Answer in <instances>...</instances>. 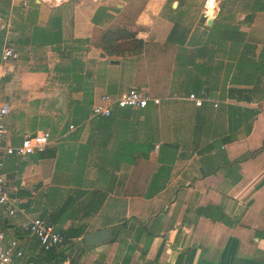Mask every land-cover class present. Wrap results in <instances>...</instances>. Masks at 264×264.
<instances>
[{"label":"crops","instance_id":"obj_1","mask_svg":"<svg viewBox=\"0 0 264 264\" xmlns=\"http://www.w3.org/2000/svg\"><path fill=\"white\" fill-rule=\"evenodd\" d=\"M124 44L133 54L102 49ZM6 47L5 145L50 133L44 151L3 157L16 212L0 209V227L23 264H54L26 229L37 218L73 241L62 264H264V0H0V62ZM132 87L159 103L115 108L108 149L121 127L151 149L102 166L115 184L99 199L102 152L72 110ZM101 229L107 243H82Z\"/></svg>","mask_w":264,"mask_h":264},{"label":"built area","instance_id":"obj_2","mask_svg":"<svg viewBox=\"0 0 264 264\" xmlns=\"http://www.w3.org/2000/svg\"><path fill=\"white\" fill-rule=\"evenodd\" d=\"M17 58L18 55L10 48L6 47L3 49L0 62V78L2 77L3 63L17 60ZM190 98L194 99V96L190 95ZM149 102L158 104L159 100L151 98L144 89L132 87L118 98H113L108 95L101 96L92 105L90 118L110 117L115 108L143 109L147 107ZM195 103L201 105L200 100H195ZM9 112V106L6 103H2L0 105V209L12 216L16 211L4 187L5 179L2 174L3 157L4 155L24 156L34 152L44 151L49 143L50 133L45 131L35 135H28L23 138L18 146L5 145L4 140L7 130L4 125V118ZM72 128L73 126L71 125L70 129ZM26 229L37 239L40 248L44 251L59 248L65 240L62 232L55 230L52 225L38 218L28 222ZM5 237V233L0 227V264H23L24 252L19 247L18 240L11 238L6 242Z\"/></svg>","mask_w":264,"mask_h":264},{"label":"trees","instance_id":"obj_3","mask_svg":"<svg viewBox=\"0 0 264 264\" xmlns=\"http://www.w3.org/2000/svg\"><path fill=\"white\" fill-rule=\"evenodd\" d=\"M141 43L135 42L134 47H138L136 49V52L140 51L142 46H140ZM128 45L124 44L121 46H104L102 49L110 56H126L133 54L134 49L127 48ZM260 72V66H257L253 70V76H256L253 78V84H257L259 82L258 80V73ZM91 103L90 99H84L82 102L76 103L73 110H72V121L74 123H80L85 122L86 120H90V124L92 125V148H96L94 151L96 152H102L101 156H98V158L93 160L94 166H96L99 169V173L97 174L96 178L93 180V182L90 183L91 187L93 188L92 194L95 197L96 193L101 194L99 196V199L104 197L106 194L100 193L101 190L105 188L107 191H110L113 187L114 178L111 175H108L106 171H103L101 167H110L112 171H115L118 169L122 164L124 165H133L135 163V160L137 157H142L143 159L147 158V154L151 149V145L147 143H136L133 141H130L128 136V131L121 127L120 132L118 134L119 142H114L111 149H108V145L111 142V138L116 135V130H114V117L113 113L110 117L103 118H90L91 113ZM254 116V113H253ZM115 141V139H114ZM88 144L87 147L84 145L82 146L81 150L79 151L82 155L80 156V163L81 166H83L85 159V152L88 151ZM95 158V157H94ZM148 197V196H147ZM97 198V197H96ZM99 201V200H98ZM97 208V207H96ZM96 208H92L93 212H95ZM65 240L63 244L57 249L53 248L48 251H44L42 248V251H44V255H42L43 261H52L54 264H62L64 260L66 259L64 252L67 249L66 246L73 243L71 239H69L68 235H64ZM38 257V256H37ZM35 262V264H38L35 259L32 260Z\"/></svg>","mask_w":264,"mask_h":264},{"label":"water","instance_id":"obj_4","mask_svg":"<svg viewBox=\"0 0 264 264\" xmlns=\"http://www.w3.org/2000/svg\"><path fill=\"white\" fill-rule=\"evenodd\" d=\"M201 21L202 22L205 21L204 16L201 17ZM209 22L210 21H207V23ZM109 235H110L109 229L97 230V231L84 235L82 238V243L86 247H95L99 245H104L105 243L109 241Z\"/></svg>","mask_w":264,"mask_h":264}]
</instances>
